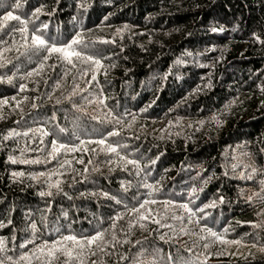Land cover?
<instances>
[{
    "label": "trees",
    "instance_id": "16d2710c",
    "mask_svg": "<svg viewBox=\"0 0 264 264\" xmlns=\"http://www.w3.org/2000/svg\"><path fill=\"white\" fill-rule=\"evenodd\" d=\"M9 11L21 19L0 31L3 264H264V0H0V23ZM25 21L29 42L34 28L58 46L80 33L102 66L26 53ZM53 141L77 150L53 157ZM97 232L82 252L63 239Z\"/></svg>",
    "mask_w": 264,
    "mask_h": 264
},
{
    "label": "snow or ice",
    "instance_id": "6c2138e0",
    "mask_svg": "<svg viewBox=\"0 0 264 264\" xmlns=\"http://www.w3.org/2000/svg\"><path fill=\"white\" fill-rule=\"evenodd\" d=\"M21 5L18 3L16 5L17 8H19ZM41 11V9H36V12L34 13V15L38 14ZM38 18V15H37ZM20 16L14 15L13 12L9 11L6 13V15H4L2 17L3 23H0V31H3L6 27H8V22L9 21H20ZM105 19H107V17H105ZM24 23V27L20 28L19 31L23 36V47L25 49V52H31L33 55L36 54H43V53H47L48 55H44V60H47L50 58V56L54 53L56 54H60L59 55V59H61L63 62H66L68 65H72L73 67H75V62L76 61H82L84 63H90L92 65L95 66L96 69H99L102 65L100 63L99 60L94 59L93 56H85L83 51L81 49L78 48V46H83V48H87L88 45L85 43L83 36L80 33H77L69 42L66 43H62L59 46L56 43H50V38L49 39H45L44 35L42 34V29L40 28H34V30L31 32L30 35V42H29V37L27 35L28 33V28H27V22H23ZM48 27V25H43V28L46 29ZM105 43H107V41H104ZM179 62V61H178ZM5 65L0 64V67H4ZM41 68L43 67V65L41 64L40 66ZM35 71V70H34ZM29 75H32V73H29ZM96 77L95 75L92 76V80H95ZM9 82H11V78H9ZM23 85L21 86V88L23 89ZM210 87V85H209ZM4 103H7V101H4ZM61 132L64 131V129H60ZM48 133L45 132L44 135H47ZM16 135V133L14 131H10L6 136H4V139L7 140L9 139V137ZM109 136H114V135H119L118 132H110L108 133ZM81 143H84L83 141H81ZM95 143L100 144V145H105L106 141L104 139L95 141ZM60 149H66L67 151H76L77 149L75 147L72 148H68L66 145L60 144L59 146L56 145L55 141H53V150L51 155L53 157H55V155L60 151ZM105 149H102V151ZM106 151L110 152V153H116L117 155H119V153L117 152V147H114L111 144H107L106 146ZM9 160L12 163H17V159L15 157H9ZM121 160H123L125 162V164H132L133 166H137L138 167V162L135 160H127L125 157H121ZM22 163H39V161L37 160H32V161H28V160H23V161H19ZM82 162V161H81ZM153 163H155V161H153ZM255 171V169L253 170ZM12 175L14 177H19V176H23L24 173L22 172H13ZM41 175H43V173H41ZM248 179H251V176L247 177ZM261 183H264V181H262ZM144 187L146 188H152L153 185L150 184H145ZM57 188H59V185L57 184ZM193 193L196 192V189L192 190ZM41 196H45V195H52L51 192H41L40 193ZM105 195H107L105 193ZM149 202L151 203H155V200L152 201H147L145 200L144 203L140 204V208H144L146 204H148ZM215 206V203H213L212 205H206L205 207H209ZM181 208L185 209L186 212L189 214V222H194V223H199V219L193 221L192 217L196 216V212L193 211L192 208H190L188 206V204H181L180 205ZM133 211L135 212H139V209H133ZM201 212H203V209H200ZM122 217H117V219H120ZM174 219H182V217H173ZM141 219H147V217H141ZM156 223H159V221H156ZM4 225L0 224V227H3ZM115 225H113L114 227ZM256 227H261L262 225L257 224L255 225ZM33 231L36 230V224L33 223L31 225ZM204 231H207L208 234L212 237H214L216 240H221L223 241V237L222 235H219L217 232L212 231L210 228L207 227V225L205 224L204 226ZM183 231V229H182ZM227 231V230H225ZM104 238V234L102 232H97L95 235L91 236V237H86L83 240H78L76 236L74 235H69L64 237L63 239L65 241H72L75 243V245L80 249V251L82 252L83 249L86 246H90L95 244L98 240L102 241ZM113 239H115V237H113ZM160 239H164L163 236L160 237ZM225 243H240L239 241H223ZM137 243H140L139 241ZM5 244H4V240L2 238H0V251L3 250ZM205 247H208V245H205ZM61 249H58L56 246V243H54L51 246V249L48 251V256L52 257V258H57L56 257V253L57 251H60ZM41 252L43 251V249L40 250ZM261 251H264V248L261 249ZM64 255H66L67 257L71 258L73 256V251L72 250H66L64 251ZM77 258H79V254L77 256ZM9 260H11V257L8 258ZM21 259H28V257H21ZM0 264H3V261H0ZM50 264V262H49ZM82 264V261H81Z\"/></svg>",
    "mask_w": 264,
    "mask_h": 264
}]
</instances>
